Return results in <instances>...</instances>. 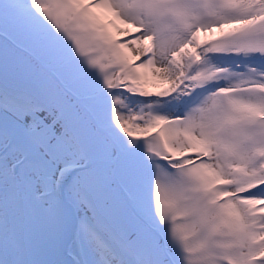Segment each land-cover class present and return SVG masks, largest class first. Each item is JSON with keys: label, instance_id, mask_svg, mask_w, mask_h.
<instances>
[{"label": "snow or ice", "instance_id": "1", "mask_svg": "<svg viewBox=\"0 0 264 264\" xmlns=\"http://www.w3.org/2000/svg\"><path fill=\"white\" fill-rule=\"evenodd\" d=\"M0 264H264V0H0Z\"/></svg>", "mask_w": 264, "mask_h": 264}]
</instances>
